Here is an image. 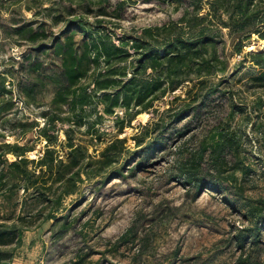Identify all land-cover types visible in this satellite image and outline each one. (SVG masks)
I'll return each instance as SVG.
<instances>
[{
  "label": "rangeland",
  "instance_id": "rangeland-1",
  "mask_svg": "<svg viewBox=\"0 0 264 264\" xmlns=\"http://www.w3.org/2000/svg\"><path fill=\"white\" fill-rule=\"evenodd\" d=\"M103 1L0 0V75L9 91L1 95L0 106L10 98L14 103L4 104L7 109L0 110V223L17 226L20 232L19 238L2 247L11 253L10 264H237L240 250L235 235L250 221L227 205L223 194L204 188L195 197L194 187L171 179L177 172L176 159H181L179 152L194 151L214 136L216 131L208 122L196 128L195 133L170 141L168 150L154 155L143 170L132 171L142 159L136 152L155 135L156 123L167 122L172 113L168 109H176L185 98L190 100L188 90L194 81H186L175 92L155 101L156 113L144 112L131 121L124 108H115L108 114L97 103L85 106V122L76 125L73 119L79 112L62 106L55 128L47 124L48 133L57 138L49 147L66 161L70 144L82 145L88 158L81 167L85 170L83 181L77 183L75 192L65 194L60 182L46 191L56 203L33 198L32 192L41 195V178L26 191L17 168L9 166L17 157L5 144L17 143L24 148L22 157L35 161L29 162L28 168L39 173L38 161L48 148V138L41 135L40 129L48 122L44 112H50V118L54 114L49 109L55 86L47 83L43 92L25 97L19 83L36 75L22 67L31 57L49 70L56 69L59 57L54 50L55 40L70 21L82 15L90 22L99 18L113 30L118 43L116 37L124 33L140 34L146 27L176 21L182 15L177 4L163 0H126L125 8L116 5L123 0H111L114 14L123 17L96 16ZM19 27L33 28L38 38L29 41L28 35L16 33ZM257 29L264 32V24ZM237 36L222 28V38L217 41L218 51L227 61L228 78L242 63L241 71L221 87L232 96L225 101L224 114L232 112V103L243 107V111L228 115L224 123L238 135L241 158L253 171L244 176L241 171L229 170L225 176L234 182L230 181L231 196L241 187L245 196L259 200L264 198V106L259 105L264 90L248 84L247 73L254 69L255 61L245 55L263 51L264 39L254 32L245 40L244 52L239 55L234 53ZM80 38L81 34H76V39ZM150 72L149 69L147 74ZM222 76L225 75L220 73L211 79L216 84ZM178 96L182 99L174 100ZM187 120L177 126L182 127ZM143 138L146 142L139 146ZM118 139L124 141L123 149L117 144L122 150L120 158L102 167L106 147ZM120 169L125 177L117 175ZM96 170H100L99 175L88 178L85 174ZM51 185L48 181L47 186ZM52 214L56 218L47 219ZM133 226L132 235L129 230ZM262 261L264 264V254Z\"/></svg>",
  "mask_w": 264,
  "mask_h": 264
},
{
  "label": "trees",
  "instance_id": "trees-1",
  "mask_svg": "<svg viewBox=\"0 0 264 264\" xmlns=\"http://www.w3.org/2000/svg\"><path fill=\"white\" fill-rule=\"evenodd\" d=\"M163 1L177 4V8L182 10L178 20L146 27L140 34L124 33L116 37L119 41L116 43L113 30H109L102 20L97 18L90 22L82 15L70 21L55 40L54 50L59 57L56 69L49 70L47 65L28 58L29 62L22 68L30 75L35 74L36 78L28 77L25 81H20L21 93L25 97L36 96L45 90L47 83L53 84L55 94L49 110L54 111V114L51 118L50 112L45 111L43 114L48 122L40 131L41 135L48 138V148L38 161L39 173L36 174V169L28 168V163L35 161L22 157L25 152L21 151L24 148L17 143L5 144L11 148L10 153L17 157L9 166L17 168L23 183L21 186L26 191L34 187L41 178V195L32 192L33 198L38 200L41 197V202L44 199L56 203V200L47 196V192L59 182L65 194L75 192L77 183L83 181L82 173L85 170H81V167L88 158L82 145L75 146L71 143L66 161L55 156V150L49 147L57 138L48 133V125L53 124L51 127L55 128V121L61 119L62 106L68 105L73 113L79 112L73 119L76 125H83L85 122V106L97 103L102 104L108 114L114 113L115 108H124V113L130 116L131 121L144 112L156 113L158 110L155 109V101L175 92L186 81H194V86L188 90L190 100L185 98L183 104L176 109H168L169 112L172 111L169 120L156 123L158 128L154 130L155 135L136 152L142 159L132 171L143 170L154 155L168 150L170 141L195 133L196 128L208 122L213 131H216L214 136L207 144L202 143L194 151L179 152L181 159H176L177 172L171 175V179L180 180L184 186L194 187L195 197L204 188L223 194L224 202L250 221L249 226L241 228L235 235L236 247L240 250L237 264H263L264 198H248L241 187L240 192L233 191L234 195L231 196L228 191L234 182L230 176H225L229 170L241 171L244 176L253 171L241 158L238 135L228 130L224 123L228 115L243 111V107L232 103V112L224 114L225 101L232 99V96L229 90L221 87L226 86L241 71L242 63L234 68L233 74L228 78L227 61L222 59L217 41L222 38V28H228L230 34L238 35L234 53L240 55L244 52L245 40L251 38L254 32L264 39V32L257 29L258 25L264 24V0ZM117 3L116 5L126 7V0ZM112 8L114 5L111 0H104L101 8L96 11V16L113 14L116 18L123 17V14L115 15ZM16 31L19 35H28L26 39L29 41L38 38L33 28L25 30L24 27H19ZM76 34H81L80 40L76 39ZM245 56L255 61L254 69L247 73L248 84L264 90V50L247 52ZM149 69L151 72L147 74ZM220 73L225 76L214 84L211 78ZM3 93L9 91L5 88L4 76L0 75V98ZM178 99L182 98L178 96L174 100ZM259 101V105L264 106V98ZM4 104L14 105L10 98L0 106V110L7 109ZM185 119H188L185 124L178 127L177 123ZM123 142L118 139L106 147L104 158L100 161L102 167L111 166L118 161ZM145 142L144 138L139 140V146ZM118 143L122 145L121 149L118 148ZM99 173L100 170L85 172L88 178ZM116 173L125 177L123 169ZM48 181L51 186H47ZM52 218L56 216L52 214L47 219ZM134 230V226L130 227V234ZM19 236L17 226L8 227L0 223V264H10L11 253L2 247Z\"/></svg>",
  "mask_w": 264,
  "mask_h": 264
}]
</instances>
